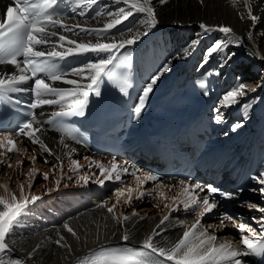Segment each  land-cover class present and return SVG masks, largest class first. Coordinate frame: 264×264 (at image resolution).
I'll return each mask as SVG.
<instances>
[{
	"label": "bare ground",
	"instance_id": "obj_1",
	"mask_svg": "<svg viewBox=\"0 0 264 264\" xmlns=\"http://www.w3.org/2000/svg\"><path fill=\"white\" fill-rule=\"evenodd\" d=\"M66 1L70 3L69 0ZM8 4H10V1L0 0V19L5 14ZM151 4L156 10L159 22L155 27L148 28L146 35L143 34L146 31L145 27L137 24V20L142 16L140 13L134 14L118 29L113 30L117 40L121 38L120 31L130 28L133 31H125L123 38H132L137 33L140 34L139 39L134 44L136 49L134 67L138 73L142 72L145 77L144 87L150 82L152 76L156 75L163 65L170 61L169 70L160 76L148 100L158 101L160 98L167 104H171L195 84L199 74L211 69L209 74L212 76V81L207 85L205 92L208 93L206 97L212 116L214 115V104L220 101L222 96L235 86L237 83L236 77H240V79L243 78L240 82L245 83L249 89L255 88L256 91H249L244 97H241L239 104L223 108V123L233 125L236 122H242L243 126L237 128L235 132L243 131L241 135L243 142H248L253 135H257L258 133L255 131L259 129L264 131V87H261L264 84V60L260 59L261 56H264V0H247V2L245 0H203V3H201V0H168L166 4H161L159 0H151ZM70 5L71 9L62 20L70 25L79 24L89 27H102L109 19L106 13L117 12L120 7H127L122 3H115L114 0H97V3L90 5H80L75 3V0H71ZM249 6L251 14L260 17L255 25L249 18ZM90 11L92 12L90 15H81V12L85 14ZM98 12L101 15L96 18ZM83 17L87 18L84 19ZM202 22L208 25H228L233 29L236 36L244 40V43L240 46H235L233 43L225 49V52H233L235 55L223 67H221L220 53H214L208 63L204 67H200L202 60L205 58V50L223 36L218 32L205 35L203 29L199 27ZM55 31L58 35L72 36L71 33H62L58 28ZM249 32L252 33L251 38L248 36ZM198 35L200 37L199 45L196 48L189 47V42ZM89 39L93 43L96 42L95 37ZM186 47L188 52L184 53L183 49ZM178 53L181 57L186 56V58H177ZM96 58L97 56L94 54L82 57L83 62H95ZM99 58H105V56L100 55ZM83 62L77 67H82ZM216 69H220L219 75L215 74ZM13 71L15 69L11 65H0V75L11 74ZM67 78L79 79L74 75ZM53 85L64 88L72 87L60 81H54ZM257 97L259 99H256ZM249 102H251L250 107L243 108L241 106ZM63 106L67 105L63 103L56 104L51 110ZM46 113L35 117L36 120L40 121ZM40 126L43 128V131L39 134L40 138L56 156L61 158L63 171L61 172L57 168L54 172L53 165L58 164L56 158L47 156L49 163H44L42 157L46 156V153L26 138L19 140L16 144L19 154H7V161L8 164H11V167L7 164L0 165V169L5 170V173L0 174V196H10L11 193H15L19 198L20 185L23 184L24 193L29 199L32 195L42 196L43 198L35 205L30 206L28 214L22 217L21 225L14 229V235L7 238L6 242L10 244L13 251L5 255L4 259H22L26 264H72L82 254L101 245L110 243L129 246L143 244L144 239L152 234V229L165 215L169 214V209L165 208V205H173L172 198L180 193L179 182L183 179L160 181L165 186L161 188V191L164 192L163 197L156 196L152 199L145 197L143 200H135L137 192H133V200L130 204L125 203L126 197H121L120 203L117 204L114 212L118 217L127 216L131 218L122 224H117L111 215L107 213L106 208L95 206L86 210L75 209V205L71 202H68L67 205V201L71 200L72 196L76 197L80 192L94 197L98 204H102L104 200H107V206L111 207L112 204L116 203L114 192L118 186L112 181H106L103 187L97 183V179H104L96 166L97 163H103L109 168L113 161L117 164L126 163L130 168H133V163L131 161L125 162L83 154L84 148L71 143L65 138L64 134L49 131L43 124ZM229 130L234 132L232 127ZM12 138L17 139L16 137ZM61 139H63V144ZM65 144L76 150L72 156L67 155ZM4 152L5 149L0 148V153ZM23 153H37L41 156L40 161L48 166L45 170L39 168L41 171L44 170V173H49V178L39 183L35 190L29 187V183L31 180L33 186L40 179L39 175H36L39 169L35 168L36 172L32 173L31 177L29 173L33 168L28 166L29 168L20 169L19 160L17 159ZM2 159H4V156L0 155V160ZM73 159L83 166L78 173L79 175L87 174L92 177L89 183L77 182L76 175H73L71 171L73 167L71 160ZM90 162L94 163L91 167H88ZM140 171L142 172L143 168ZM62 175L64 177L72 176V179H61L60 186L57 189L55 181L60 179ZM123 179H127V176H124ZM184 181L187 184L194 183ZM4 185H7V192ZM122 186H131L135 189V178L132 177ZM143 187L152 190L156 187V183L152 184L149 181ZM255 187H260V185L256 183L249 190L240 193V196L245 203H254L264 207V200H261L260 194L251 191ZM44 189L47 192H44ZM49 189H52V191L49 192ZM100 191L107 193L106 198L103 199L98 196ZM155 205H159V207H154ZM61 207L66 209L64 214L50 218ZM182 210L181 208L180 212L171 214V219L167 224L169 230L155 239L158 246H170L182 236L184 228L174 227L181 220L187 226L195 222L197 213L188 218H183L181 216ZM235 211L238 214L237 219H235L236 223L243 222L256 228V223L252 220V217L259 218V212L250 211L242 206V203L236 206ZM133 212L136 213L135 216H133ZM141 217H146V219L141 220ZM208 221L209 225L220 223L218 216L210 217ZM65 222L77 232L79 239L73 237L63 228ZM224 224L227 225V229L223 228L216 232L217 243L231 241L237 249L242 248L239 231L233 227L231 222L225 221ZM203 228H208L209 234H212L211 228ZM125 231L130 235L128 241L121 239ZM60 235L64 236L66 243L70 245L71 252L55 243ZM33 250H36L35 254L29 259L28 254ZM241 259L244 264H249L245 259Z\"/></svg>",
	"mask_w": 264,
	"mask_h": 264
},
{
	"label": "snow or ice",
	"instance_id": "obj_2",
	"mask_svg": "<svg viewBox=\"0 0 264 264\" xmlns=\"http://www.w3.org/2000/svg\"><path fill=\"white\" fill-rule=\"evenodd\" d=\"M56 2L57 0H43L42 3L38 4L33 3L32 0H14L15 8L9 6L7 8V19L0 22V45L6 46L10 50L6 56L0 57V65H11L15 69L11 74L0 75V90L28 91L33 96L32 102L28 105L30 118L24 121L15 131H12L15 132L17 139L14 140L12 138V132L0 136V148L5 149L4 153H0V155L4 156V159L0 160V165L7 164V166L11 167V164H8L7 161V154H19L16 144L19 140L26 138L34 146H38L46 153V156L42 157L44 163H49L47 156H54L58 164L53 165V171L55 172L59 168L62 172L61 158L48 148L39 135L43 131L40 125L52 124L53 120H36L35 110L45 105L63 103L67 105V112L78 111L80 115H83L89 96L93 93L96 95L100 94L98 87L99 77L106 72L108 75H112L108 71V66L117 57L119 61H121L122 57L126 58L127 53L120 55L121 50L134 45L140 36L137 33L132 38H123L125 31H133L130 28L120 31L121 38L117 40L113 30L118 29L120 25L136 13L142 14L137 20V24L145 27L146 31L143 33L144 35L147 34L148 28L155 27L159 22L151 0H114L115 3H122L127 7H120L117 12L106 13L109 19L102 27L65 23L64 20L59 18L61 15L49 11ZM159 2L166 4L168 0H159ZM75 3L90 5L97 3V0H75ZM201 3H203V0H201ZM81 15H84V13L81 12ZM100 15L101 13L98 12L96 18ZM249 18L254 25L260 20V17L251 14L250 6ZM199 27L203 29L205 35L213 32L223 34L221 39L214 41L205 50V58L202 60L200 67H204L214 53H220L221 67H223L235 55L233 52H225V49L233 43L235 46H240L242 44L241 38L236 36L233 29L228 25H208L202 22L199 24ZM57 28L62 33H71L72 36L65 34L58 35L55 31ZM251 35L252 33L249 32V38H251ZM91 37L96 38L95 43L89 39ZM199 43L200 37L198 35L189 42V47L196 48ZM183 52L187 53L188 48H184ZM89 54L97 56L95 62H83L82 67L71 68L66 73L59 72L56 63H54L57 60L69 57H86ZM100 55H104L105 58H99ZM177 58H186V56L181 57L178 53ZM260 59L264 60V56H261ZM169 64L170 61L166 62L143 88L139 98V106L135 108L137 117L146 106L153 87L160 79V76L169 70ZM215 74L219 75L220 69H216ZM71 75L79 79L67 78ZM49 81H60L72 87H53ZM236 81L235 86L222 96V99L213 109L214 123L220 124L224 122L223 108L239 104L241 97H244L249 91H256L255 88L249 89L245 83L240 82V77H236ZM29 82H31L30 87H20V85L28 84ZM200 87L203 88L204 85L200 84ZM261 87H264V84ZM121 91H124L123 87ZM204 94L207 95L208 93L205 92ZM49 97H55V99ZM256 99H259V97ZM241 106L248 108L251 106V102ZM61 113L63 112H58L55 115L57 116ZM242 126V122H236L232 125V131ZM60 131L67 132L77 143L81 142L66 127L62 126ZM61 143L63 144V139H61ZM64 147L67 149L68 156H72L76 151L74 148H69L66 144ZM36 159L35 155L31 157V161L33 162ZM23 163V161L18 162L21 165ZM92 163L94 162H90L88 167H91ZM71 165L73 166L71 171L73 175H76L77 182L83 181L84 184L89 183L92 177L87 174H78L83 166L75 159L71 160ZM96 166L104 177L102 180L97 179V183L102 187L106 181L123 185L124 176H132L136 180L135 189L131 186H121L115 189L116 203L112 204L111 207L107 206V200H104L102 204L96 205L97 208H106L107 213L111 215L117 224H122L131 219L127 216L118 217L114 212L117 204L120 203L121 197H126L125 203L130 204L133 200V192H137L135 197L137 200H143L145 197L152 199L156 196H164L161 188L165 186L160 183L161 177L158 175H153L147 171L141 172L139 169L130 168L126 163L117 164L115 161L111 163L110 168L106 167L103 163H97ZM34 172H36L35 168L32 169L29 176L31 177ZM43 178L47 180L49 173H43ZM64 178L70 180L72 176L64 177L62 175L60 179H57L55 181L57 189L60 186L61 179ZM252 179L260 187L253 188L251 191L258 192L261 200H264V172L252 176ZM149 181L156 182V187L152 190H147L143 187ZM179 183L181 191L177 196L172 198L173 205H165V208L169 209V214L159 221L155 228L152 229V234L144 239L143 244L138 249L135 247L101 248L99 251L94 252L91 257H88L84 264H156V261L152 259L153 256L162 257L165 259V262L170 261L171 264H244V261L241 259L242 257L248 255L250 251L264 248V207L254 203L242 202V206L248 208L250 211L255 210L260 213L259 218L256 216L252 217V220L259 226V232L249 224L243 222L236 223V218L227 213L220 214V223L218 225H209V228L212 229V234H209L208 228H203V218L213 213V210L217 209L219 205V201L215 198L214 194L220 193L224 199L231 200L243 191L242 188L237 189L236 192H221L220 189L211 184L206 186H202L199 183L187 184L184 180H181ZM31 186L32 181L30 180L29 187ZM4 189L7 192V185H4ZM48 191L51 192L52 189ZM205 192L206 194L201 198L200 193ZM42 198V196L32 195L29 199L24 193L23 184L20 185L19 198L15 193H11L10 196H0V264H26L22 259H4L5 255L13 251L6 240L14 235V229L21 225L22 217L28 214L30 206L35 205ZM154 207H159V205H155ZM181 208L184 213L196 212L197 217L195 222L187 226L181 220L174 227L184 228L182 236L170 246H158L155 242L156 237L162 236V234L169 230L167 224L171 219V214L173 212H180ZM135 215L136 213L133 212V216ZM143 219H146V217H141V220ZM225 221L231 222L233 227L239 231L241 237L240 244L243 246L242 250L237 249L231 241L217 243L216 232L225 227ZM63 228L73 237L79 239L77 232L67 222L63 224ZM57 233L59 235L58 229ZM121 239L128 241L130 239L129 233L125 231ZM55 243L71 252V247L66 243L64 236L60 235ZM35 251L33 250V252L28 254L29 259L35 254Z\"/></svg>",
	"mask_w": 264,
	"mask_h": 264
},
{
	"label": "rangeland",
	"instance_id": "obj_3",
	"mask_svg": "<svg viewBox=\"0 0 264 264\" xmlns=\"http://www.w3.org/2000/svg\"><path fill=\"white\" fill-rule=\"evenodd\" d=\"M161 25H163V24H161ZM242 40V43H244V40L243 39H241ZM241 79H243V78H241ZM24 154V153H23ZM23 154H21L20 156H19V158L17 159V160H19V161H23L24 163L21 165V164H19V167H20V169L22 168V170L23 169H25V168H37V169H39V168H41V169H47L48 168V166H46L42 161H40L41 160V156H39V155H37V153H33V154H29V153H25L24 154V157H23ZM36 154V155H35ZM33 155H35L36 157H37V159L33 162V161H31V156H33ZM27 157V158H26ZM22 158V159H21ZM12 161H13V158L11 159ZM15 161V160H14ZM35 162H36V164H35ZM40 162V163H39ZM41 164V165H40ZM21 165V166H20ZM35 165V166H34ZM38 167H37V166ZM45 165V166H44ZM29 166V167H28ZM32 166V167H31ZM44 166V167H43ZM41 169H39L38 170V172H36V175L40 178L38 181H37V183L36 184H34L33 186H31V189L32 190H35L36 189V187H37V185L39 184V183H41L42 181H44L45 179H42L41 177H43V173H44V170L43 171H41ZM2 172L3 173H5V170L2 168V169H0V174H2ZM46 173V172H45ZM36 176V177H37ZM44 192L46 191V189H44L43 190ZM47 192V191H46ZM135 200H137V199H135Z\"/></svg>",
	"mask_w": 264,
	"mask_h": 264
}]
</instances>
